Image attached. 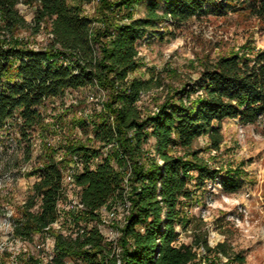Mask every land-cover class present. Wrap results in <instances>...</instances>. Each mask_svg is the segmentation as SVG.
I'll list each match as a JSON object with an SVG mask.
<instances>
[{"label":"trees","instance_id":"trees-1","mask_svg":"<svg viewBox=\"0 0 264 264\" xmlns=\"http://www.w3.org/2000/svg\"><path fill=\"white\" fill-rule=\"evenodd\" d=\"M20 1L35 6V23L48 22L52 38L45 47L0 39V131L18 134L30 158L34 134L45 125L42 107L48 98L83 86L105 89L107 98L92 119L93 136L59 146L45 139L30 173L38 178L12 215L13 236H54L53 264H67V257L75 264H200L199 248L215 249L206 236L181 239L185 207L207 181L237 190L241 172L212 165L194 143L210 133L217 147L223 119L254 123L264 115V47L252 55L230 53L204 61L198 76L152 111L141 104L151 80L134 74L142 66L139 41L155 32L171 34L169 26L180 27L210 9L222 12L230 0H148L138 16L134 4L144 0H101V17L85 14L86 0H0V17L8 29L27 24L17 7ZM248 7L264 23V0ZM80 124L90 125L84 118ZM4 143L0 133V146ZM74 155L82 163L74 176L81 204L75 236L54 226L62 213L65 168ZM118 202L126 213L115 242L99 223L102 208ZM216 249L244 261L240 253L232 256L225 243ZM17 264L42 261L19 255Z\"/></svg>","mask_w":264,"mask_h":264},{"label":"rangeland","instance_id":"rangeland-1","mask_svg":"<svg viewBox=\"0 0 264 264\" xmlns=\"http://www.w3.org/2000/svg\"><path fill=\"white\" fill-rule=\"evenodd\" d=\"M147 1L135 3L133 14L143 15ZM252 1L230 0L222 12L210 9L180 27L169 26L171 34L161 37L155 32L150 38L140 40L142 66L134 74L151 80L141 104L155 110L176 88L198 76L204 61L230 53L252 55L264 47V23L251 13L248 5ZM17 7L27 24L8 29L0 17V39L23 40L34 47L49 45L50 25L42 22L37 26L35 6L20 1ZM83 8L90 17L102 16L101 0H86ZM98 90L97 86H83L48 98L42 107L45 125L34 134L30 158L25 143L19 145L18 134L6 136L5 131H0L5 135V143L0 146V264H17L19 255L28 254L39 257L42 264H53L54 236L42 237L36 233L28 239L14 237L12 215L27 199L32 183L38 178L30 173L45 139L59 146L74 137L93 136L92 119L100 115L96 112L107 98L105 89ZM82 118L88 121V127L80 124ZM217 137V147L210 133L198 137L194 147L212 165L241 172V186L233 192L225 191L219 182L207 181L198 187L195 199L185 207L187 226L182 229L181 239L192 242L199 235L206 236L215 251L199 248L200 264H264V115L254 123L225 118ZM62 153L59 152V157ZM79 192L74 180L65 178V196L60 202L62 213L54 223L63 233L73 236L77 228L75 216L81 210ZM125 213V204L121 202L102 208L103 221L99 227L107 239L116 242ZM218 243H225L232 256L243 255L244 261L218 251ZM65 260L67 264L76 263L69 257Z\"/></svg>","mask_w":264,"mask_h":264},{"label":"built area","instance_id":"built-area-1","mask_svg":"<svg viewBox=\"0 0 264 264\" xmlns=\"http://www.w3.org/2000/svg\"><path fill=\"white\" fill-rule=\"evenodd\" d=\"M81 166H82L81 159L77 155H74V161L71 163V165L68 167L67 171L65 172V178L74 180V176L76 173L79 172Z\"/></svg>","mask_w":264,"mask_h":264}]
</instances>
